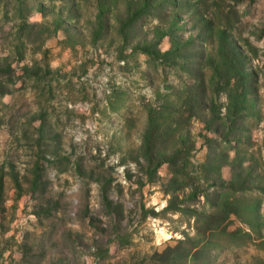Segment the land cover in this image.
<instances>
[{
	"label": "rangeland",
	"instance_id": "rangeland-1",
	"mask_svg": "<svg viewBox=\"0 0 264 264\" xmlns=\"http://www.w3.org/2000/svg\"><path fill=\"white\" fill-rule=\"evenodd\" d=\"M58 1L0 0V68L10 65L9 72L0 71V264H155L150 258L155 251L194 230L187 214L162 211L169 198L163 192L168 166L161 164L148 179L141 135L148 108H157L171 88L189 78L170 64L131 52L138 40L152 39L156 19L131 35L123 58L121 35L111 29L91 43L82 24L75 28L80 42L47 51L45 37L52 33ZM74 2L84 18L91 0ZM229 2L245 12L232 30L237 43L246 48L247 38L258 49L249 54L264 120V0ZM39 6L45 11L41 22L35 16ZM52 44L53 39L46 45ZM158 47H170L167 36ZM246 121L250 139L239 146L243 163H253L264 186V123ZM202 128L197 119L188 126L194 164L206 153ZM231 173L222 167L224 179ZM258 195L264 216V192L245 194L250 200ZM232 218L229 230H248ZM260 240L264 224L251 237L238 236L229 244L221 239V247L211 252L213 264L264 262Z\"/></svg>",
	"mask_w": 264,
	"mask_h": 264
},
{
	"label": "trees",
	"instance_id": "trees-1",
	"mask_svg": "<svg viewBox=\"0 0 264 264\" xmlns=\"http://www.w3.org/2000/svg\"><path fill=\"white\" fill-rule=\"evenodd\" d=\"M95 2V18L87 22L91 43L113 29L121 35L119 57L123 58L131 35L137 34L146 20L156 19L152 39L138 40L131 45V52L170 64L189 78L179 88H171L157 108H148L140 155L148 164L151 181L158 167L167 164L169 176L163 183V192L169 198L162 211L187 214L193 221L194 234L184 233L175 244L155 251L150 258L155 264H213L211 252L221 247V239L229 244V239L235 242L238 236L251 237L264 224L261 197L250 200L245 196L246 191L264 192L262 174H254L253 163L244 165L239 147L250 139L248 118L254 119L253 125L264 123L257 104L258 73L249 54L255 56L258 49L247 38L243 48L232 33L245 12L241 13L229 0ZM60 22L59 16L55 23ZM186 30L189 34L184 39ZM165 36L170 47L161 51L158 44ZM3 66L1 72L10 71L9 64L5 62ZM192 119L202 124L204 133L201 131L199 136L206 147L203 160L197 164L191 159L195 143L188 126ZM262 131L264 145V125ZM223 166L230 167V179L222 177ZM141 208L146 216L147 210ZM149 212L157 215L153 210ZM232 216L248 230H229ZM260 245L264 247V240ZM254 264L264 262L255 260Z\"/></svg>",
	"mask_w": 264,
	"mask_h": 264
},
{
	"label": "crops",
	"instance_id": "crops-1",
	"mask_svg": "<svg viewBox=\"0 0 264 264\" xmlns=\"http://www.w3.org/2000/svg\"><path fill=\"white\" fill-rule=\"evenodd\" d=\"M96 0H91V6L90 10L88 11L87 15L84 18H80L78 9V4L74 2V0H59L58 2L61 3L60 9L56 10L58 15L61 17V22L59 25L54 23L52 33L47 35L45 38V46L47 47V51H53L58 50L61 48L62 44H67L72 41L80 42L76 36H80L81 32H77L78 24H82L87 30L88 35H90L89 32V26L87 24L88 21H93L97 12L96 9ZM35 16L39 18L40 22L42 21V16L44 15L45 11L43 10V7L39 6L35 9ZM80 11V10H79ZM59 16H55V21ZM31 22V21H30ZM39 22V23H40ZM70 38V39H69ZM53 39V48H50V46L46 45L49 41L52 42ZM67 51V50H66ZM143 54V53H142Z\"/></svg>",
	"mask_w": 264,
	"mask_h": 264
},
{
	"label": "built area",
	"instance_id": "built-area-1",
	"mask_svg": "<svg viewBox=\"0 0 264 264\" xmlns=\"http://www.w3.org/2000/svg\"><path fill=\"white\" fill-rule=\"evenodd\" d=\"M121 63H122V61H121ZM106 91L109 92V89H107Z\"/></svg>",
	"mask_w": 264,
	"mask_h": 264
}]
</instances>
